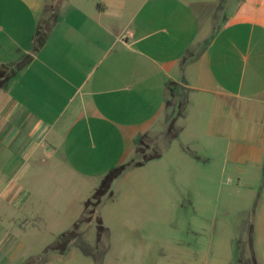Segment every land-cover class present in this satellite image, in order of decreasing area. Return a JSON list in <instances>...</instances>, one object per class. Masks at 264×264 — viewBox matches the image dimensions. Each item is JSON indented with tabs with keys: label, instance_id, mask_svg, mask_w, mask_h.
I'll return each mask as SVG.
<instances>
[{
	"label": "crops",
	"instance_id": "obj_1",
	"mask_svg": "<svg viewBox=\"0 0 264 264\" xmlns=\"http://www.w3.org/2000/svg\"><path fill=\"white\" fill-rule=\"evenodd\" d=\"M54 2L58 20L34 52L37 27ZM26 55L30 61L0 88L1 188L22 179L28 203L42 205L49 195L62 196L51 181L57 174L85 178L112 156V166L133 159L142 134L155 141L165 135L173 81L187 94L176 139L188 149L182 184L188 196H164L161 189L175 188V181L139 180L136 187L151 185L145 204L157 215L186 217L188 251L202 249L208 205L217 219L218 206L241 195L235 204L246 205L253 252L263 254L264 264V0H0V66ZM208 172L221 174L218 195L198 200L193 190L208 186Z\"/></svg>",
	"mask_w": 264,
	"mask_h": 264
},
{
	"label": "rangeland",
	"instance_id": "obj_2",
	"mask_svg": "<svg viewBox=\"0 0 264 264\" xmlns=\"http://www.w3.org/2000/svg\"><path fill=\"white\" fill-rule=\"evenodd\" d=\"M157 142L165 149L162 161H152L147 166L131 168L124 175L122 173L114 180L111 190L103 195L96 207L91 205L87 213L85 203L91 196L89 193L101 183L109 169L118 166H112L116 160L114 156L92 167L93 172L85 178L71 180L66 174H57L53 179L49 176L62 196L55 198L49 195L42 205L28 203L22 179L3 189L4 181L0 178V251H3L0 264H25L29 261L37 264H140L147 261L162 264L183 258L206 264H262L263 254L260 251L256 257L254 253L257 262H252V254L247 252L249 236L246 235L247 230L241 227L246 225L250 231L251 222L245 220L247 216L241 211L246 205L235 204V201L242 203L240 199L244 197L241 195H233L235 201L232 204H227L228 201L219 205L217 219L211 217L212 206L208 205L206 216L209 217L201 220L204 230L198 239L202 243L201 251L187 250L190 235L189 221L185 216L181 215L180 220L174 222L168 219L173 218L169 211L157 215L151 205L145 204L151 197V185L145 189L137 188L139 180L149 184L175 181V188L161 189L171 201L184 198L186 193L182 185L188 175L184 170V151L188 150L184 140L178 143L175 139L168 150L163 138ZM196 147V153L201 155L202 150ZM139 156L136 150L133 159ZM109 163L111 166L107 168ZM105 167L107 170L103 171ZM206 174L208 186L193 190V197L211 201L218 195L216 183L221 182L219 179L217 182L221 174ZM196 175L200 176V172ZM227 177L228 174L222 182L226 187L230 184ZM247 193H244L246 197ZM225 196L222 195L223 199H226ZM83 215L91 216V220L81 224L79 237L68 244L66 252L50 249L61 233L73 230L75 222ZM100 220L107 230L99 239ZM108 247L110 249L106 254ZM238 259L242 261L239 263Z\"/></svg>",
	"mask_w": 264,
	"mask_h": 264
},
{
	"label": "trees",
	"instance_id": "obj_3",
	"mask_svg": "<svg viewBox=\"0 0 264 264\" xmlns=\"http://www.w3.org/2000/svg\"><path fill=\"white\" fill-rule=\"evenodd\" d=\"M58 20V2L57 3H49L47 5V16L40 22L37 27L34 41H33V51L38 52L46 43L50 32L52 31L55 23ZM30 55H26L21 61H19L15 65L3 64L0 66V88L4 87L7 81L24 65H26L30 61ZM169 96L166 101L167 107L170 110V121L163 136V142H165L166 147H168L172 140L176 139L181 131V126L177 123V118L184 114L186 104H187V94L186 91L183 90V87L179 86L176 82H170L168 84ZM137 153H139L138 158H134L129 162L120 164L116 167L110 169L103 177L99 186L95 189L91 198H89L85 203V212L92 205L96 207V205L100 202L101 198L104 194H106L109 190H111L112 184L114 180L120 176L123 172H125L130 167L143 165L146 161L161 157L164 150L160 144L155 141L153 135L150 133L142 134L137 140ZM92 213H94V208H92ZM87 213V212H86ZM91 220V216L85 217L83 215L77 222L74 224V228L71 231H66L61 233L58 237V240L52 244L50 249H57L61 253L66 252L68 248V244L75 238L79 237V227L82 223ZM107 230L106 227L103 226L101 220L99 223V239L102 236V233ZM249 245L251 248L252 254V262H255L253 252V224L250 225L249 231ZM106 252V251H105ZM242 260L238 259V262ZM38 262L29 261L25 264H37Z\"/></svg>",
	"mask_w": 264,
	"mask_h": 264
}]
</instances>
